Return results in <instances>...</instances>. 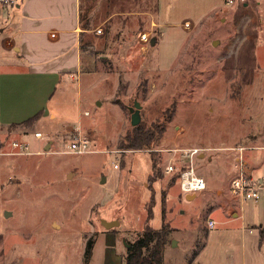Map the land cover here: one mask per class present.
Instances as JSON below:
<instances>
[{"label": "rangeland", "instance_id": "374dc122", "mask_svg": "<svg viewBox=\"0 0 264 264\" xmlns=\"http://www.w3.org/2000/svg\"><path fill=\"white\" fill-rule=\"evenodd\" d=\"M112 2L107 10L119 9L124 16L108 22V36L96 49L97 54L103 47L121 50V69L99 55L105 70L95 76L120 74L114 101L121 111H98L101 102L95 100L106 98L101 92L106 87L95 85L84 53L82 82L70 85L60 105L71 124L3 128L0 264H83L88 241L106 229L102 219L118 220L111 229L128 242L141 236L151 198L150 225L159 229L166 220L173 229L164 264H264V203L248 204L240 217L222 207L236 205L228 196L239 153L234 146L246 145V161L259 166L257 176L264 174V0ZM145 9L152 11L153 27L151 20L129 16ZM140 22L145 31H139ZM90 97L91 105H82ZM135 101L141 104V122L166 126L149 148L120 146L134 127L130 108ZM78 125L91 139L90 152H68ZM38 131L42 140L34 137ZM14 141L28 144L31 152L17 153ZM193 147L200 149L194 167L208 188L188 199L176 172L167 173L166 166L187 165L182 151ZM152 154L160 168L154 181L149 178Z\"/></svg>", "mask_w": 264, "mask_h": 264}, {"label": "crops", "instance_id": "0c3cea01", "mask_svg": "<svg viewBox=\"0 0 264 264\" xmlns=\"http://www.w3.org/2000/svg\"><path fill=\"white\" fill-rule=\"evenodd\" d=\"M111 5L115 6L112 0H16L13 5H0V137L3 128L24 124L38 113L40 117L34 122L37 126L61 128L71 124L60 105L70 93V85L76 81L79 87L82 82L84 53L89 55L92 63L91 74L95 85L102 82L106 87V90H101L107 94L106 98L103 101L95 100L96 105L101 102L97 106L98 111L109 108L121 111V106L114 101L120 86V74L115 77L102 72V77L95 76L98 69L105 70L103 59L101 66L98 64L99 55L108 56V64L113 61L114 68L121 69L118 66L122 64L118 57L121 50L111 53L110 47H103L97 54L96 49V45L108 36V22L117 16H124L119 9L108 11ZM103 9L105 12L101 13ZM131 14L139 21L151 20L152 27L155 24L151 10L131 12L129 16ZM96 17H99L98 22ZM188 21L191 20L187 19L184 23ZM142 26L144 23L140 22L139 31H145ZM85 37L89 38L86 48L83 42ZM110 86H113L112 92L109 91ZM91 102V97L82 99V105L90 106ZM52 103L58 106L57 111ZM79 125L76 129L80 127L82 130ZM248 165L253 171L259 168ZM228 196L231 203L236 205L226 204L222 207L233 217L244 216L248 204L264 203H242ZM92 241L90 257L84 259L83 264H125L129 244L118 229L99 230Z\"/></svg>", "mask_w": 264, "mask_h": 264}, {"label": "built area", "instance_id": "2783aa9c", "mask_svg": "<svg viewBox=\"0 0 264 264\" xmlns=\"http://www.w3.org/2000/svg\"><path fill=\"white\" fill-rule=\"evenodd\" d=\"M15 1L16 0H0V5H13ZM233 1L234 0H228L230 3ZM82 115H89V112H83ZM34 137L40 140L44 138L39 131L35 132ZM67 146L68 152L70 153H87L91 151V139L83 135L79 127L78 132L70 139ZM12 147L20 154H29L31 152L29 151L30 147L28 144L18 141H14ZM246 148V145H237L232 148L233 150H238L239 153L236 156V174L230 181L229 192L234 199L242 203L248 201L255 203L262 202L264 201V174L257 176L253 169L250 168L243 155V151ZM199 151L200 149L197 147L186 150L183 149L182 156L187 158V167L184 169H182L183 166L177 167L172 162L166 166L167 173H174L176 170L180 171L179 183L182 192L198 193L208 188L206 179L201 176L194 167V157L199 154ZM115 167H117L116 164ZM215 224L216 222L213 219L209 221L210 227H214Z\"/></svg>", "mask_w": 264, "mask_h": 264}, {"label": "trees", "instance_id": "16d2710c", "mask_svg": "<svg viewBox=\"0 0 264 264\" xmlns=\"http://www.w3.org/2000/svg\"><path fill=\"white\" fill-rule=\"evenodd\" d=\"M40 117V113L31 117L24 124L34 123ZM173 114H169L167 122L172 121ZM165 125L157 124L154 127L148 126L143 122L134 126L128 131L120 141L121 148L126 149H143L149 148L152 142L156 139L157 133L163 134L165 131ZM152 158V174L149 176L150 180L154 181L159 177L160 168L158 167V158L154 154ZM184 165L182 169L186 168ZM177 179L180 178V171H176ZM155 201L153 198L147 206V221L141 236L136 238L132 242H128L129 247L127 249V255L125 257V264H163L164 249L166 245L171 241V232L173 229L169 226L166 220L163 222L162 227L155 229L150 225V220L154 216L153 207ZM165 212V209H163ZM165 219V217H164ZM93 241L89 240L87 250L85 254V260H88L91 254Z\"/></svg>", "mask_w": 264, "mask_h": 264}, {"label": "water", "instance_id": "95a60500", "mask_svg": "<svg viewBox=\"0 0 264 264\" xmlns=\"http://www.w3.org/2000/svg\"><path fill=\"white\" fill-rule=\"evenodd\" d=\"M155 39H152L151 43L154 44ZM140 109H141V104L139 101H135L134 103V107L130 108L131 111V124L133 126L138 125L141 122V114H140ZM48 148V147H47ZM196 194H194L195 197ZM192 195L191 194H187V198L190 199ZM102 224L106 229H111L114 228L116 226L119 225V221L118 220H106V219H102ZM172 243L175 245L176 244V240H172Z\"/></svg>", "mask_w": 264, "mask_h": 264}]
</instances>
